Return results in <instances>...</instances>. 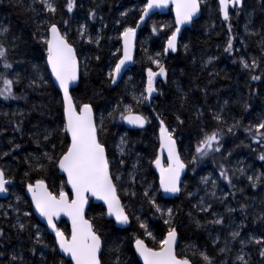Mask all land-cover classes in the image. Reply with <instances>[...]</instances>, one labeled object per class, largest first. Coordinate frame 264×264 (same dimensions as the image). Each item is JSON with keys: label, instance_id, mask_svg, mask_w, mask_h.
<instances>
[{"label": "trees", "instance_id": "trees-1", "mask_svg": "<svg viewBox=\"0 0 264 264\" xmlns=\"http://www.w3.org/2000/svg\"><path fill=\"white\" fill-rule=\"evenodd\" d=\"M76 2V9L68 13L65 0H55L58 11L51 16L43 12L35 0H23V6L18 0H0V26L10 30L3 42L14 41L9 45L8 58L13 62L14 71L20 75V82L13 85L17 98L4 99L0 96V168H4L14 181L9 191L0 197V228L5 232V237L0 238L3 250L7 254H23L26 264H41V251L46 264H71L58 250L52 252L53 248L57 249L54 234L39 222L25 195L27 184L35 183L37 179H44L55 194L68 190L65 178L54 164L42 160L44 170H35L38 168L36 158L42 157L45 152L59 157L70 143L67 134L61 131L64 124L62 95L49 75L46 46L40 42L47 23L54 22L62 33L67 32L80 61V82L72 91L74 101L78 104L91 103L98 125L103 117L104 131L100 138L105 143L114 176L121 177L115 183L131 221L129 227L120 229L112 220L106 219L102 205L90 204L87 218L93 220L105 241L104 264H113L112 250L117 247L126 264H141L133 248L134 237L139 236L149 247L158 249L160 240L166 236L169 225L164 223V219L167 217H161L149 205L143 196L145 188L150 189V194H155L162 208L173 209L172 226L178 233V257L186 256L193 264H202L193 252L206 250L218 261L224 259L232 264L241 248L239 240H232V231L239 230L243 239L264 235V223L256 219L264 212V182L252 187L247 179L248 176L264 173V161L259 159L264 146L257 144L246 131L264 117V51L261 49V42L264 41V0H244L242 9H231L230 21L227 22L221 18L218 0H202L201 17L191 28L184 30L177 52L168 54L164 48L175 30L174 17L171 12L154 15L139 33L133 66L116 86L110 83L108 73L121 57L122 33L126 27L138 24L146 2ZM33 3L35 12L28 10ZM90 10L96 12L95 19L89 17ZM125 12L126 16L121 15ZM85 24L86 37L81 39L77 29ZM89 35L92 43L87 41ZM97 37L99 45L95 42ZM230 37H235L232 53L224 50ZM241 57L249 63L255 58L260 67L251 71L244 69ZM157 59L166 69L167 77L157 80V92L150 101L136 105L133 96L140 97L146 89L148 68L153 72L159 71L153 62ZM34 65L39 67L46 83L29 87L30 80L35 78ZM7 75L9 79L14 78L12 72ZM251 75L261 76V80L253 81ZM126 104H133L137 113L148 118L145 128H127L119 118V111L114 113L115 119L109 115L117 105L122 109ZM245 104L249 105L247 109ZM217 113L222 115L223 123L213 118ZM157 114L170 130L175 129L180 155L188 165L181 194L174 200L162 197L158 177L153 170L159 148ZM177 117L184 123H178ZM18 124L19 130L16 129ZM234 124L239 126L229 133L227 128ZM202 129L222 131V149L198 159L193 165L194 145ZM45 130L51 133L48 140L43 139ZM121 138L124 139L123 154ZM16 144L20 147L15 148ZM4 152H10V155L4 156ZM221 167L228 169L231 185L220 176ZM241 168L246 175L238 171ZM131 176L135 177V183H131ZM202 178H209V183H203ZM133 192L136 195H131ZM213 192L215 196L211 195ZM189 193L192 195L189 196ZM17 197H20L19 202ZM201 198L211 205L208 211H198L195 207ZM229 208L235 211L229 212ZM17 212L20 222L27 225L26 231L13 227L18 219ZM25 212L31 215L24 216ZM136 217L147 224L151 237L139 228ZM217 217L223 219V225L209 223ZM241 225L244 227L241 228ZM37 227L43 245H36L37 253L33 256L29 249L34 241L30 237ZM58 228L69 236L70 228L65 221ZM214 237L219 238L218 244L213 242ZM225 241L229 242L231 252L221 257L218 249L224 246ZM258 247L248 245L244 248L246 253H251L252 264H259L261 260ZM0 264H7V261Z\"/></svg>", "mask_w": 264, "mask_h": 264}, {"label": "snow or ice", "instance_id": "snow-or-ice-1", "mask_svg": "<svg viewBox=\"0 0 264 264\" xmlns=\"http://www.w3.org/2000/svg\"><path fill=\"white\" fill-rule=\"evenodd\" d=\"M23 6V0H18ZM36 3L42 8L43 12L55 16L57 14V5L55 0H35ZM169 2H174L176 5V25L177 27L167 39V45L164 48V52L169 50L175 52L177 50V37L180 33V25L191 24L194 18L201 11L202 0H147V3L140 16V23L144 22V19L149 15L150 10L154 8L166 7ZM77 7L76 0H65V8L68 13H72ZM244 7V0H219V10L222 14L224 21H230V9H242ZM28 10L35 12V3L28 6ZM92 19L96 18V12L90 10L88 13ZM121 15L126 16L127 13ZM67 22L65 21V24ZM139 25H137L138 27ZM229 31H231V24L228 25ZM156 29L154 28L153 31ZM7 27L0 26V96L4 99H16L17 97L13 91V85L20 82L19 73L13 69V62L9 60V45L14 44V41H9L8 44L3 42V38H6L9 34ZM81 39L86 37L87 25H81L77 29ZM255 34V33H253ZM136 36V27H126L122 33L124 40L123 56L118 59L114 67L108 73L110 83L116 84L117 79L120 78V74L126 63L132 60V49L134 47V40ZM235 37H230L227 43L225 52H233V40ZM87 41L92 43V37L87 36ZM40 42L46 46V65L50 68L51 75L55 78V83L58 88L62 90V104H63V119L64 124L61 129L62 132L70 135V143L66 145L59 157H53L49 153L45 152L42 157L36 158L38 168L35 170L43 171L44 163L42 160H46L49 164H54L60 171L66 173L67 184L71 186V191L74 194V198H69V194L63 190L54 194L49 190L47 183L44 179H37L35 183L27 184V191L31 193L32 202L35 205L36 210L42 217L47 220L48 226L55 233V244L58 246L59 252L66 254L71 258L74 264H104L103 250L105 248V241L103 235L98 231L93 220L85 218V206L88 203L89 195L96 197L99 200H103L107 205L106 215L114 217L115 221L120 225H129L131 223L129 214L125 210V205L121 203L120 197L117 194L116 180L121 177L113 174L111 170V162L107 155V149L105 143L102 142L100 135L104 131V121L101 116L99 125L93 110L91 103H77L74 101L70 94V88L74 82L80 78V61L77 57L76 49L72 43L69 42L67 32H61L57 23L48 22L46 26L45 34L41 36ZM99 45V37L96 41ZM187 49V45H185ZM261 49L264 51V41L261 42ZM14 50V49H13ZM159 55V54H158ZM99 59V57H96ZM159 68V72H153L151 68L147 70V87L140 94V97L133 96V102L139 105L142 101H150L153 93L157 92L155 87V77L162 76L167 77L166 69L160 64V61H153ZM211 62V58L209 63ZM241 64L246 70H253L260 67L255 58L251 63L247 59L241 57ZM35 78L30 80L29 87H37L46 83L45 77L40 73L38 66H33ZM12 72L14 78L9 79L7 73ZM251 80L259 81L261 76L251 75ZM251 94V93H250ZM227 103V102H225ZM244 107L247 109L248 104ZM119 111V118L126 121L128 124L135 127L143 128L147 124L148 118L143 114H139L134 110L133 104H126L121 109L120 105H117L113 113L109 115L115 119L114 113ZM22 115V114H21ZM220 123H223L221 114H214L213 117ZM159 140H160V154L167 152L168 164L165 167L161 161V155H157L154 163L157 169L160 171L159 188L162 189L165 194H178L181 192V174L187 167L185 161L181 158L180 152L177 148V141L175 138V129H169L165 125L163 119L159 118ZM177 121L183 124L184 121L177 117ZM239 124H234L232 127H228L229 133L233 132L234 128ZM16 129H20V125L16 126ZM246 131L252 135V139L262 146H264V117L254 125L249 126ZM51 133L45 130L43 139L48 140ZM223 139V132L220 130H201L200 138L194 145V155L192 156L191 163L196 164L198 159H203L213 152H220L222 149L221 141ZM11 143V142H10ZM124 139L121 138V154H123ZM20 145L16 144L15 148H19ZM55 147V145H53ZM15 150V149H13ZM4 156L10 155V152H4ZM231 155V153H229ZM259 159L264 161V152H261ZM124 163L123 160L120 161ZM32 165H30L31 167ZM242 175H246L244 169H238ZM27 175V173L25 174ZM220 176L223 177L229 185L232 184V178L228 174V169L221 167ZM248 181L252 187H256L264 182V173L260 176H248ZM13 180L9 178L7 171L4 168H0V193H7L9 188L13 184ZM202 182L209 183V178H202ZM131 183H135V177L131 176ZM213 188H215V182H212ZM131 195H136L135 192ZM189 196L192 193L188 194ZM215 196V192L211 194ZM143 196L147 199L149 205L155 209L156 213H159L161 217H167L164 219V223L169 225L167 229V235L160 240L159 248L149 247L145 240L139 236L134 237V249L135 253L142 259L143 264H193V261L184 256L178 257L176 253L177 242V230L172 226L173 209L162 208L156 201L154 193L150 194V189L145 188ZM20 197H17L19 202ZM198 211H208L211 208L210 204H206L203 198L195 206ZM235 211L229 208V212ZM67 215L71 218L72 227L70 236L65 235L63 231L57 228L55 220L61 215ZM6 215V214H5ZM18 219L13 227L18 228L23 232L27 230V225L20 222L19 212H17ZM31 213L25 212L24 216H30ZM191 215V213H189ZM259 223H264V212H261L257 217ZM139 228L144 230V234L151 237L152 233L148 230V226L145 222H142L139 217H136ZM209 223L223 225L222 218L217 217ZM199 225V221H197ZM244 225H241L243 228ZM230 236L233 241L239 240L241 244L240 251L236 254L235 260L232 264H252L251 253H246L244 248L248 245L259 246L257 251L261 258L259 264H264V235L260 238L251 236L248 239L241 238V232L239 230L232 231ZM5 237V232L0 228V238ZM34 241V245L29 251L33 256L37 253L36 245H43V240L40 235V230L37 227L35 233L30 237ZM154 239V237H152ZM213 242L219 243V238L214 237ZM47 247V245H44ZM4 249V245L0 243V262L6 260L7 264H26L23 254L11 253L7 254ZM56 248L52 249L55 253ZM113 264H126V260L121 259L119 247L113 250ZM231 252L229 242L225 241L224 246L218 249V254L223 257L225 254ZM194 256H198L202 264H229L227 260H217L216 256L209 255L206 250H198L193 252ZM41 264H46L43 251L40 252Z\"/></svg>", "mask_w": 264, "mask_h": 264}, {"label": "water", "instance_id": "water-1", "mask_svg": "<svg viewBox=\"0 0 264 264\" xmlns=\"http://www.w3.org/2000/svg\"><path fill=\"white\" fill-rule=\"evenodd\" d=\"M144 1L147 3V0H144ZM218 5H219V0H218ZM230 10H231V9H230ZM230 10H229V11H230ZM169 12L172 13V15H173V17H174V21H176V5H175L174 2H169V3L167 4L166 7H163V8H154V9L150 10L149 15L144 19V22H143V23H140V20H139V22H138V24H137V25H139V26H138V27H137V25L135 26V27H136V36H135V40H134V47H133V49H132V53H131V55H132V60L129 61L128 63H126V65L124 66V68H123L122 71H121L120 78L117 79V83H116V84H113L114 86H116V85H118V84L120 83V81H121V79L123 78V76L129 71V69H130V68L133 66V64H134L135 53H136V45H137V39H138V36H139V33H140L141 29L144 28V26L146 25V23H147V22H148V21H149L154 15H156V14H160V15H162V14H167V13H169ZM220 14H221V13H220ZM141 15H142V14H141ZM201 15H202V7H201V11H200V13L197 15V17L194 18L193 23H191V24H185V25H180V26H179V27H180V33L178 34V37H177V49H178V44H179V42H180V38H181L182 33L184 32V30L187 29V28H191V27L193 26L194 22H195L196 20H198V19L201 17ZM221 18L223 19L222 14H221ZM176 27H177V25H176V22H175V28H176ZM166 45H167V41H166V43H165V47H166ZM121 46H122V53H121V57H120V58H122V56H123V47H124V40H123V37H122V45H121ZM73 47H74V46H73ZM74 48H75V47H74ZM175 52H177V50H176ZM175 52H172L171 50H169V51L167 52V54H168V53H175ZM76 53H77V52H76ZM77 57H78V56H77ZM47 67H48V66H47ZM48 72H49V75H50V77H51V79H52V81H53L55 87L60 91L61 95H63L62 90H60V89L58 88V85H56V83H55V78L51 75V71H50V68H49V67H48ZM79 82H80V78H79V80H77L76 82H74L73 85L71 86V88H70V94H71V95H72V91L78 87ZM72 97H73V96H72ZM94 113H95V112H94ZM139 114H140V113H139ZM95 116H96V115H95ZM124 125H125L127 128H129V129H143V128L146 127V124H145V126H144L143 128L135 127V126H133V125L128 124L126 121H124ZM66 134H67V133H66ZM67 136H68L69 141H70V135L67 134ZM177 148H178V146H177ZM178 150H179V149H178ZM157 155H161V154H160V140H159V148H158V151H157ZM181 158H182V157H181ZM161 161H162V164L166 167L167 164H168V160H167V152H166V151L161 155ZM186 165H187V164H186ZM58 170H59V169H58ZM153 170H154L155 174H156L157 177H158V186H159L160 171H159V169L156 168L154 162H153ZM187 172H188V165H187V167L185 168L184 172L181 174V178H180V179H181V187H182V184H183V181H184V178H185ZM59 174H60L61 176H63V177L65 178V180H66V186H67V189H68V190L65 191V192H67V193L69 194V198H70V199H71V198H74V194H73L72 191H71V186H70L69 184H67V175H66V173H63L62 171L59 170ZM49 190H50V189H49ZM159 190H160V193H161L162 197H163L164 199H166V200H174L175 198H178V197L180 196V194H181V192L178 193V194H165V193H163L162 189L159 188ZM50 191H51V190H50ZM5 194H6V193H0V197L4 196ZM54 194H55V193H54ZM117 194H118V191H117ZM25 195H26V197L28 198V200L30 201L31 206H32V209H33V213L35 214V216L37 217V219L39 220V222H40L41 224H43V225L48 229V231H49L50 233L54 234V237H55V233H54L53 230L48 226V224H47V220H46L44 217H42V216L40 215V213L36 210L35 205H34V203L32 202V199H31V193L27 191V188H26V190H25ZM118 196H119V194H118ZM119 197H120V196H119ZM120 200H121V198H120ZM91 203H93V204H97V205H102V206L104 207L105 211L107 212V205L105 204V202H104L103 200H99V199H97L96 197H92V196L89 195L88 203H87V205L85 206V218H86V219H88V218H87V211H88L89 206H90ZM121 203H122V200H121ZM122 204H123V203H122ZM106 219H108V220H112V221L115 223L116 227H118V228H120V229H126L127 227L130 226V224H129V225H120V224H118V223L115 221V218H114V217H109V216L106 215ZM62 221H65V222L69 225L70 233H71V227H72V221H71V218H70L69 216H67V215L61 214V215H60V216L54 221L55 224H56V226H57V228H58V225H59ZM166 235H167V234H166ZM69 236H70V234H69ZM145 243H146V242H145ZM146 244H147V243H146ZM177 245H178V236H177L176 248H177ZM56 246H57V245H56ZM133 248H134V243H133ZM57 250H58V246H57ZM134 251H135V249H134ZM58 252H59V250H58ZM59 253H60V255H62L66 260L70 261L71 264H74V262L71 261V258L68 257L66 254H64V253H62V252H59ZM136 256H137L139 262H140L141 264H143L142 259L139 257V255H138L137 253H136Z\"/></svg>", "mask_w": 264, "mask_h": 264}, {"label": "rangeland", "instance_id": "rangeland-1", "mask_svg": "<svg viewBox=\"0 0 264 264\" xmlns=\"http://www.w3.org/2000/svg\"><path fill=\"white\" fill-rule=\"evenodd\" d=\"M157 72H159V71H157ZM160 78H164V77H162V76H156L155 77V83L157 82V80L158 79H160ZM147 79H148V76H147ZM147 87V86H146ZM155 94V92L153 93V95ZM153 97V96H152Z\"/></svg>", "mask_w": 264, "mask_h": 264}]
</instances>
